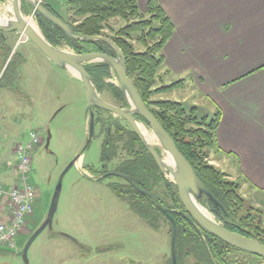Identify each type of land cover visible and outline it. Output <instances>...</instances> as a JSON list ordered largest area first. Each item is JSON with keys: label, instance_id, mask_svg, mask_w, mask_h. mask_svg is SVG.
Returning a JSON list of instances; mask_svg holds the SVG:
<instances>
[{"label": "rangeland", "instance_id": "rangeland-1", "mask_svg": "<svg viewBox=\"0 0 264 264\" xmlns=\"http://www.w3.org/2000/svg\"><path fill=\"white\" fill-rule=\"evenodd\" d=\"M44 1L51 5L52 12L68 17L65 11L67 0ZM24 9V13L29 14L25 16L30 17L39 29L34 16L32 18L27 8ZM108 25L109 28L103 30L104 34L113 36L126 22L111 19ZM22 40L26 38L15 36L11 39L9 36L6 47L0 49V96L8 88L7 95L0 99V129L3 133L0 138V152H3L0 156L6 153L5 159L7 156L9 160L14 159L13 144L25 140L31 131L39 134L42 144L32 155L29 176L30 182L38 190V198L27 228L16 240V251L1 249L3 252H0V264H25L23 248L31 233L47 215L54 189L60 180L61 189L51 228L44 229L30 244L26 254L28 264H171V234L166 221L163 218H150L142 212L148 218L145 220L131 208L132 205L137 206L133 199L130 200L131 207L125 198L119 199L109 188V184H124L120 180L107 177L96 181L99 177L97 172L102 167V145L108 147V132L100 131L96 124L94 136L83 150L87 139L86 95L83 85L69 71L55 67L30 41ZM57 47L73 52L65 44ZM164 71L166 63L162 73ZM164 77L163 85L178 81L170 79L168 74ZM181 78L183 83L179 87L156 93L151 100L177 102L187 110L195 109L197 118H211L216 107L196 88V82L189 74ZM107 80L109 84L116 86L117 83L112 78ZM101 97L109 104L121 105L110 90H106ZM120 123L124 130L118 134L116 155L122 156L121 160L125 159L123 143H128L124 133H130L131 129L126 123ZM138 123L151 136L149 128L139 121ZM155 142L152 140V143ZM78 155L80 160L66 171ZM103 156V168L114 171V167L119 164L118 158L108 163L107 153L104 152ZM161 156L164 159L167 157L163 152ZM216 157L218 156L208 161L215 168L217 167L212 160ZM129 162L127 160L119 165H124L122 169H125ZM217 169L226 175V179L238 184L246 207L262 212L264 228V196L246 187L239 176ZM151 190L154 189L151 187ZM164 201L166 205L169 203L168 198ZM193 262V258H188L180 261V264H194Z\"/></svg>", "mask_w": 264, "mask_h": 264}, {"label": "trees", "instance_id": "trees-1", "mask_svg": "<svg viewBox=\"0 0 264 264\" xmlns=\"http://www.w3.org/2000/svg\"><path fill=\"white\" fill-rule=\"evenodd\" d=\"M41 3L52 12L44 2ZM24 7L27 5L22 3V8ZM65 11L68 17L52 13L71 27L75 33L88 37H103L118 47L123 57L127 76L144 105L171 137L177 150L189 163L198 179L219 202L224 212L215 210L208 200L204 201L203 205L225 229L252 238L264 245L262 212L246 207L239 193L238 184L229 181L226 175L208 164V161L219 153L216 130L221 116L220 111L216 109L209 119L208 117L197 118L195 109L187 110L180 103L151 100L154 94L171 91L183 83V81H176L163 85L167 71L162 73L164 67L162 50L174 32V27L164 11L156 2L150 1L146 10L141 12L137 6V0H67ZM34 18L43 37L53 46L65 44L76 54L101 53L115 56L113 49L105 42L77 41L68 38L60 29L41 16L35 14ZM111 19H122L126 25L115 31L113 36H108L103 30L109 28L108 23ZM86 70L100 96L106 90H110L113 97L122 102L119 89L106 83L112 74L107 65H89ZM121 105L125 106L123 102ZM105 114L108 113L100 111L94 115L95 126L98 124L100 131L110 129L107 136L108 147L105 148L102 145V165L105 163L104 152L107 153L108 163L119 157L115 156L118 150V134L124 130L116 124L117 122L112 117L105 116ZM137 121L147 126L142 118L137 117ZM142 151L141 159H132L123 170L130 175L135 185L151 194L164 209H169L168 214L176 226L177 264L188 258H193L194 264H263V259L235 249L198 227L184 211L176 186L159 172L144 147ZM111 187L118 197L125 198L128 202V195L134 194V198L138 200L137 206L132 205V209L145 220L148 218L142 212L150 218H163L169 225L171 234L169 220L156 209L152 199L141 195L134 189L120 190L122 186L118 184L116 187ZM166 198L169 199L167 205L164 201Z\"/></svg>", "mask_w": 264, "mask_h": 264}, {"label": "crops", "instance_id": "crops-1", "mask_svg": "<svg viewBox=\"0 0 264 264\" xmlns=\"http://www.w3.org/2000/svg\"><path fill=\"white\" fill-rule=\"evenodd\" d=\"M9 1H0V16L6 19L11 17ZM150 1L174 27L162 50L168 77L183 81L189 74L221 113L214 165L264 196V0H137L139 10L144 12ZM9 36L21 37L0 34V49ZM5 154L0 156V181L8 188L15 182L14 159H5Z\"/></svg>", "mask_w": 264, "mask_h": 264}, {"label": "water", "instance_id": "water-1", "mask_svg": "<svg viewBox=\"0 0 264 264\" xmlns=\"http://www.w3.org/2000/svg\"><path fill=\"white\" fill-rule=\"evenodd\" d=\"M9 2L11 17L7 19L6 17H0V34L15 33L24 35L26 39L30 41L49 61H51L55 67L69 71L83 85L86 95L85 111L87 114V139L83 150L87 148L89 142L94 136V115L98 110L108 112L119 120L124 121L152 157L159 172L176 186L177 195L184 211L198 227L223 243L264 260L263 244L252 238L225 229L203 205V202L208 200L213 204L215 210L224 212V209L219 202L198 179L189 163L177 150L171 137L144 105L138 92L127 76L123 57L118 47L112 41L103 37H88L75 33L71 27L66 25L56 15L46 9L40 0H10ZM22 3L26 4L29 9L32 10L31 17L35 14L41 16L50 24L60 29L66 37L77 41L105 42L113 49L115 56L112 57L101 53L76 54L67 49L51 45L43 37L39 29H37L36 32L30 27V25H28L26 22L28 18L22 11ZM98 64L107 65L112 71V74L116 79V87L119 89L122 102L125 104L124 107H117L105 102L96 91L93 80L88 74L86 67ZM137 117L142 118L147 123V128H149L151 132L150 138L151 140L156 141L155 143H149L143 138L140 131V126L143 127V125L138 123ZM162 152L165 156H168L171 159V165L165 163V159L161 156ZM78 160H80V155L75 157V159L68 165L66 171L75 165ZM107 176H117L126 179L138 193L145 195L154 201L157 209L171 224L170 258L171 264H177L175 251L176 226L167 210L162 208L151 194L143 191L135 185L130 178L118 173H108L103 177ZM60 189L61 180L57 183V186L54 189L47 215L41 225L30 235L29 240L23 248L22 257L25 264H28L26 254L32 241L44 229L51 228ZM197 207L203 208L214 218L210 215V217L204 216L200 213Z\"/></svg>", "mask_w": 264, "mask_h": 264}, {"label": "built area", "instance_id": "built-area-1", "mask_svg": "<svg viewBox=\"0 0 264 264\" xmlns=\"http://www.w3.org/2000/svg\"><path fill=\"white\" fill-rule=\"evenodd\" d=\"M36 131L27 134L25 140L13 144V174L15 182L5 187L0 181V248L16 251V240L28 226L33 215L38 190L30 182L32 155L41 145ZM2 161L0 160V169Z\"/></svg>", "mask_w": 264, "mask_h": 264}, {"label": "flooded vegetation", "instance_id": "flooded-vegetation-1", "mask_svg": "<svg viewBox=\"0 0 264 264\" xmlns=\"http://www.w3.org/2000/svg\"><path fill=\"white\" fill-rule=\"evenodd\" d=\"M13 34H15V33H13ZM122 103V102H121ZM115 106V105H114ZM117 107H123L122 105H119V106H117ZM101 110H98L96 113H99ZM108 113V112H107ZM109 114V116L111 115L110 113H108ZM108 114H105V116L106 115H108ZM110 117H112V119H114L117 123V125L120 127V122H123V123H125L124 121H122V120H119V119H116V118H114L112 115L110 116ZM110 130V129H109ZM109 130H107V132H108V134H107V136L109 135ZM130 133H124V136H125V140L128 138V140H127V142L128 143H123V149H124V152H125V159H121L120 160V158L122 157V156H119L118 157V161L117 162H119V164H121L122 162H126L127 160H132V159H141V157H142V144L140 143V141H139V139L137 138V136L132 132V131H129ZM121 134V133H120ZM133 135H135L136 137H132ZM131 139V140H130ZM128 154V155H127ZM115 156H116V152H115ZM110 163V162H109ZM117 165V167H114V171L112 170V171H110V170H107V168L106 169H104L103 167V165H102V167H101V171H98L97 173H98V175H99V177L96 179V181H100V180H104V179H106L107 177L108 178H110V179H117V180H120L121 182H123L124 184H119V183H114V182H112V183H110L109 184V188L111 189L112 187L111 186H115L116 187V184H119L120 186H122V188L120 189V190H122L123 188H125V190H127V191H130L131 189H134L133 187H132V185L126 180V179H124V178H121V177H117V176H107V177H103L104 175H106V174H108V173H118V174H122V175H124V176H126V177H128V178H130L131 179V177H130V175H128V174H126V172L122 169V167L124 168V165ZM131 181H132V179H131ZM133 182V181H132ZM130 188V189H129ZM112 190V189H111ZM135 190V189H134ZM136 191V190H135ZM127 197V196H126ZM128 197H129V202H128V204H129V206L131 207V205H132V203H131V199H133L134 198V194H132V195H128ZM127 197V198H128ZM127 200V199H126ZM134 201H135V203H137V198H134L133 199ZM149 207V206H148ZM155 207H156V205H155ZM162 207V206H161ZM132 208V207H131ZM150 208V207H149ZM163 208V207H162ZM156 209H157V207H156ZM158 210V209H157ZM165 210H167V212L169 211V209H165ZM159 211V210H158ZM163 215V214H162ZM171 230H172V228H171Z\"/></svg>", "mask_w": 264, "mask_h": 264}, {"label": "bare ground", "instance_id": "bare-ground-1", "mask_svg": "<svg viewBox=\"0 0 264 264\" xmlns=\"http://www.w3.org/2000/svg\"><path fill=\"white\" fill-rule=\"evenodd\" d=\"M26 22L28 23V25H30V27L34 30V31H36L37 32V28H36V26H35V22H33L32 21V19L29 17L27 20H26ZM140 131H141V134H142V136H143V138L147 141V142H149V143H151L152 142V140H151V136H149L148 134H146V131H145V129H144V127H142V126H140ZM165 163L166 164H169V165H171L172 164V161H171V159L167 156L166 158H165ZM197 209L200 211V213H202L204 216H206V217H210L208 214H207V212L203 209V208H201V207H197Z\"/></svg>", "mask_w": 264, "mask_h": 264}]
</instances>
